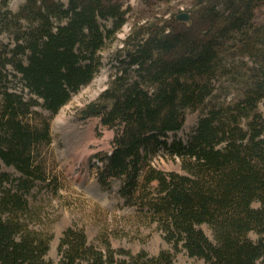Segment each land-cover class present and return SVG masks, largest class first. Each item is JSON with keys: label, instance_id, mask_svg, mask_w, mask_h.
I'll return each instance as SVG.
<instances>
[{"label": "trees", "instance_id": "1", "mask_svg": "<svg viewBox=\"0 0 264 264\" xmlns=\"http://www.w3.org/2000/svg\"><path fill=\"white\" fill-rule=\"evenodd\" d=\"M9 1L0 0V31L14 41L0 44V264H47L50 236L30 228L28 196L43 178L39 146L49 127L32 122L36 100L7 90L5 69L11 64L54 115L99 72L127 11L113 0H22L10 11ZM261 2L195 0L188 23L146 19L112 51L107 87L80 118L117 127L98 181L118 180L132 204L152 185L139 206L168 248L118 259L69 227L57 264H172L179 252L205 264H264V23L254 20ZM187 112L200 113L194 130L167 143ZM159 147L179 159L180 173L149 164ZM1 165L19 172L15 188Z\"/></svg>", "mask_w": 264, "mask_h": 264}, {"label": "rangeland", "instance_id": "2", "mask_svg": "<svg viewBox=\"0 0 264 264\" xmlns=\"http://www.w3.org/2000/svg\"><path fill=\"white\" fill-rule=\"evenodd\" d=\"M113 1L127 11L117 39L102 51L103 64L92 81L74 93L56 114H50L42 106V100L29 93L11 64H7L5 69L4 84L7 90L21 94L25 101L31 98L36 100L38 104L33 105L32 110L37 113L32 117V122L38 127L46 122L49 127V142L39 146L38 163L41 164L43 178L40 182L33 183L31 195L28 196L36 218L30 228L50 236L47 264L58 263L60 240L69 227L82 230L87 242L102 252L106 251L107 245L118 259H128L139 252H144L146 257H153L160 250L168 248L152 215L145 206H139V203H145L152 196V185L141 189L136 202L132 204L120 196L118 180L110 181L107 185L98 181L105 156L112 149V139L117 127L107 128L97 117L82 119L80 112L106 89L112 74L111 53L122 47V41L134 24L158 17L168 26L174 27L177 22L175 16L192 9L195 0ZM21 2L22 0H11L7 9L16 11ZM164 15L170 17L164 20ZM254 20L257 24L264 23V2L256 6ZM0 44L12 47V36L0 31ZM62 109L66 110L67 116L86 128L78 133L73 132L70 127L55 125V118ZM199 115V112H187L182 128L175 134H168L167 143L178 139L185 141L194 130ZM149 164L163 173L181 172L179 159L172 158L162 147L155 151ZM1 169L9 174L11 187L15 188L19 172L4 165H1ZM203 230L208 233L205 226ZM187 263L205 264L202 260L188 258L182 252L176 253L172 262Z\"/></svg>", "mask_w": 264, "mask_h": 264}, {"label": "bare ground", "instance_id": "3", "mask_svg": "<svg viewBox=\"0 0 264 264\" xmlns=\"http://www.w3.org/2000/svg\"><path fill=\"white\" fill-rule=\"evenodd\" d=\"M101 80H99V83ZM55 125L58 127L67 126L70 127L73 132H81L86 126H83L81 123L76 122L71 116H67L66 110L62 109L60 113L55 118ZM56 242H54L53 247H55Z\"/></svg>", "mask_w": 264, "mask_h": 264}, {"label": "water", "instance_id": "4", "mask_svg": "<svg viewBox=\"0 0 264 264\" xmlns=\"http://www.w3.org/2000/svg\"><path fill=\"white\" fill-rule=\"evenodd\" d=\"M175 19L179 22L188 23L190 21V15L188 12H180L175 16Z\"/></svg>", "mask_w": 264, "mask_h": 264}, {"label": "built area", "instance_id": "5", "mask_svg": "<svg viewBox=\"0 0 264 264\" xmlns=\"http://www.w3.org/2000/svg\"><path fill=\"white\" fill-rule=\"evenodd\" d=\"M181 10L183 11V9H181ZM169 17H170L169 15H164V19H168Z\"/></svg>", "mask_w": 264, "mask_h": 264}]
</instances>
